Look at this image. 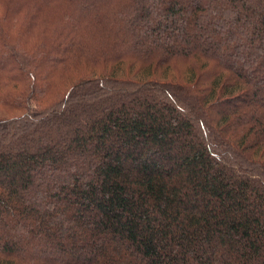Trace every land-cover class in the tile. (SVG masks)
<instances>
[{
    "label": "trees",
    "instance_id": "trees-1",
    "mask_svg": "<svg viewBox=\"0 0 264 264\" xmlns=\"http://www.w3.org/2000/svg\"><path fill=\"white\" fill-rule=\"evenodd\" d=\"M0 264H264V0H0Z\"/></svg>",
    "mask_w": 264,
    "mask_h": 264
}]
</instances>
